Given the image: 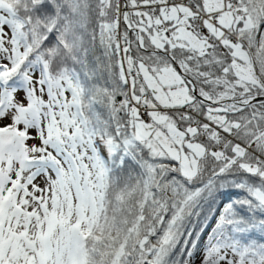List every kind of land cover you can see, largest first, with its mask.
Segmentation results:
<instances>
[{"label": "snow or ice", "instance_id": "obj_1", "mask_svg": "<svg viewBox=\"0 0 264 264\" xmlns=\"http://www.w3.org/2000/svg\"><path fill=\"white\" fill-rule=\"evenodd\" d=\"M0 264H264V0H0Z\"/></svg>", "mask_w": 264, "mask_h": 264}]
</instances>
